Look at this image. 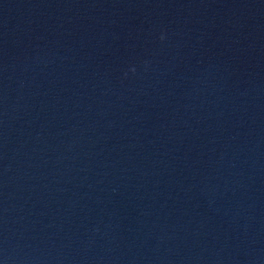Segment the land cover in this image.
<instances>
[{"label": "water", "instance_id": "1", "mask_svg": "<svg viewBox=\"0 0 264 264\" xmlns=\"http://www.w3.org/2000/svg\"><path fill=\"white\" fill-rule=\"evenodd\" d=\"M0 264H264V0H0Z\"/></svg>", "mask_w": 264, "mask_h": 264}]
</instances>
